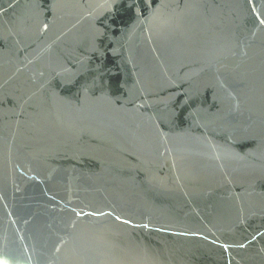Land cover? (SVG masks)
Instances as JSON below:
<instances>
[{
    "label": "water",
    "instance_id": "95a60500",
    "mask_svg": "<svg viewBox=\"0 0 264 264\" xmlns=\"http://www.w3.org/2000/svg\"><path fill=\"white\" fill-rule=\"evenodd\" d=\"M0 264H264V0H0Z\"/></svg>",
    "mask_w": 264,
    "mask_h": 264
}]
</instances>
